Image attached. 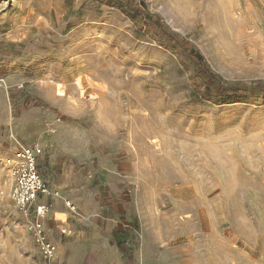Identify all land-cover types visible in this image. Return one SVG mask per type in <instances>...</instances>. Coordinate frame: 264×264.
<instances>
[{
  "label": "rangeland",
  "instance_id": "obj_1",
  "mask_svg": "<svg viewBox=\"0 0 264 264\" xmlns=\"http://www.w3.org/2000/svg\"><path fill=\"white\" fill-rule=\"evenodd\" d=\"M135 1L148 19L0 0V264L20 219L6 159L37 144L46 181L77 170L130 227L133 264H264V97L214 103L195 54L225 84L264 80V0Z\"/></svg>",
  "mask_w": 264,
  "mask_h": 264
},
{
  "label": "crops",
  "instance_id": "obj_2",
  "mask_svg": "<svg viewBox=\"0 0 264 264\" xmlns=\"http://www.w3.org/2000/svg\"><path fill=\"white\" fill-rule=\"evenodd\" d=\"M58 154L52 157L50 165L53 166L47 169L46 175L48 172L57 173L58 164H61L57 163ZM76 171H62L59 179L51 181L43 177L51 193L41 198L49 207L43 223L50 241L55 245L54 254L50 258L42 256L26 225V215L19 213V221L12 223V228L1 231L2 236H7L2 240L4 264H133L125 254L128 241L124 237L130 235V227L127 224L120 226L112 217L101 215L102 207L86 179L80 183L83 195H77V191H80L77 189L80 173ZM66 202L74 208L68 207ZM62 229L67 232L63 233ZM140 255L137 262L145 264L146 257Z\"/></svg>",
  "mask_w": 264,
  "mask_h": 264
},
{
  "label": "built area",
  "instance_id": "obj_3",
  "mask_svg": "<svg viewBox=\"0 0 264 264\" xmlns=\"http://www.w3.org/2000/svg\"><path fill=\"white\" fill-rule=\"evenodd\" d=\"M40 145H22L6 159V174L8 175L9 197L14 208L27 217L26 225L34 242L44 258H50L55 251V245L48 237V230L43 223L47 213L48 203L42 197L51 193L47 190L42 174L38 171V154ZM68 207L74 208L66 202ZM62 232H67L62 229Z\"/></svg>",
  "mask_w": 264,
  "mask_h": 264
},
{
  "label": "trees",
  "instance_id": "obj_4",
  "mask_svg": "<svg viewBox=\"0 0 264 264\" xmlns=\"http://www.w3.org/2000/svg\"><path fill=\"white\" fill-rule=\"evenodd\" d=\"M98 2L100 3H106L111 7H115L119 10H121L124 14H127V16H129L131 19H135L137 18V16H143L145 19H148L149 17L147 16V14H145L146 12L144 11V8H139L138 3L141 2H137L135 0H98ZM158 26H160V24H156ZM167 37L171 38L172 40H174L173 43H176V38L175 35L171 34V33H167ZM181 45H184V43H180ZM185 54H182L184 56H186ZM196 54V59L198 61V64L201 65V72H202V76H203V81L206 82V86L204 88V90L206 92H208L209 90L211 92H215L217 93V98H213L214 103L219 104V103H224L221 102L219 98L224 97L226 95H236V94H248V95H253V94H259L264 97V80L261 81H257L254 82L253 84L247 85V84H243V85H239V84H229V83H223L222 81H220L219 76L213 72L209 67H207L206 64H203V60L201 55H198V53ZM193 78V77H192ZM195 81V78L192 79ZM202 96L209 98L210 96H208V93L205 94H201ZM211 98V97H210Z\"/></svg>",
  "mask_w": 264,
  "mask_h": 264
}]
</instances>
